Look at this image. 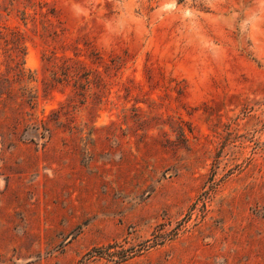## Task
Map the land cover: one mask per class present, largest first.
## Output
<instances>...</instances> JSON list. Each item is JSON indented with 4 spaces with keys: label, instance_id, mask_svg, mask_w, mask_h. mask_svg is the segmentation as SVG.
<instances>
[{
    "label": "rangeland",
    "instance_id": "rangeland-1",
    "mask_svg": "<svg viewBox=\"0 0 264 264\" xmlns=\"http://www.w3.org/2000/svg\"><path fill=\"white\" fill-rule=\"evenodd\" d=\"M0 264H264V0H0Z\"/></svg>",
    "mask_w": 264,
    "mask_h": 264
},
{
    "label": "trees",
    "instance_id": "trees-1",
    "mask_svg": "<svg viewBox=\"0 0 264 264\" xmlns=\"http://www.w3.org/2000/svg\"><path fill=\"white\" fill-rule=\"evenodd\" d=\"M85 75V74H84ZM87 77V75H85ZM88 82V81H87Z\"/></svg>",
    "mask_w": 264,
    "mask_h": 264
}]
</instances>
